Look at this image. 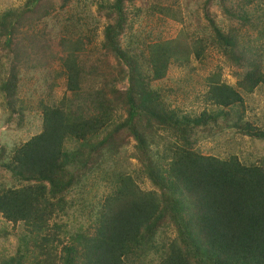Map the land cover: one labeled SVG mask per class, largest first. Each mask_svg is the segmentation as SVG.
Segmentation results:
<instances>
[{
  "label": "trees",
  "instance_id": "16d2710c",
  "mask_svg": "<svg viewBox=\"0 0 264 264\" xmlns=\"http://www.w3.org/2000/svg\"><path fill=\"white\" fill-rule=\"evenodd\" d=\"M71 1L24 0L0 12V105L5 120L13 116L8 123L19 125L31 109V93L19 97L20 78L47 74L35 105L40 131L8 151L0 147V233L21 228L14 254L0 251V264H264V165L198 148L227 126L226 109L243 108L241 92L264 85V0H198L199 35L182 26L176 38L152 42L133 34L136 0H100L107 22L98 53L87 49L97 26L82 35L54 15ZM151 8L179 21L170 8ZM213 8L236 27H218ZM209 47L235 69L236 86L220 81L218 67L206 78V106L187 111L176 105V90L153 84L173 65L202 61ZM63 75L65 93L55 100L53 80ZM234 114L231 127L264 142L263 130L243 122V109ZM91 173L109 191L88 223L79 219L69 231L60 217L85 209L68 195ZM146 181L150 188H141Z\"/></svg>",
  "mask_w": 264,
  "mask_h": 264
},
{
  "label": "rangeland",
  "instance_id": "374dc122",
  "mask_svg": "<svg viewBox=\"0 0 264 264\" xmlns=\"http://www.w3.org/2000/svg\"><path fill=\"white\" fill-rule=\"evenodd\" d=\"M100 0H93L91 4L87 6L83 1L77 3L76 0L71 1L70 5L63 11H56L55 16L60 23L69 24L76 30H80L82 35H85L87 29L90 31L97 26L96 37L93 42L87 47L92 52H97L102 42V30L107 20L103 12H99L98 3ZM24 0H0V12L7 8L19 7L23 4ZM198 3V0H136L133 4L134 7H130L129 20L132 24L133 34L141 35V38H146L148 41H156L158 39H172L178 36L181 27H186L189 31L199 35L202 32L204 25L202 12L200 9L195 10L194 5ZM156 5V8L167 7L170 8L172 14L179 18V21L165 17L162 12L151 8ZM193 7V9H192ZM212 12L217 13V17L213 20L223 31L227 32L229 28H235L237 24L231 25L226 19L213 8ZM174 17V16H173ZM66 19H72L70 22H66ZM79 19L80 25L76 23ZM53 19H49V23ZM63 26V24H62ZM39 28V27H38ZM212 34V33H211ZM149 42V43H150ZM264 44V35L262 38ZM59 45L55 40V46L53 50L59 51ZM264 49V46L262 47ZM263 63L261 64V70L264 72V52L261 50ZM94 56V55H92ZM220 68V81L224 82L232 87L236 86L237 77L234 73L235 69L229 66L221 53L218 50H214L209 47L205 58L202 61H196L192 59L191 64L188 67H178L176 65L171 66L168 69L167 76L153 84L154 86L160 85L164 88H170L174 92L176 90L177 103L187 111L200 112L206 104L201 100L202 94L207 90L206 78L217 71ZM55 69L61 71L58 65H55ZM49 72L50 68L48 69ZM238 73L240 70L237 71ZM29 79L27 76L20 78V93L19 97L24 98L27 93H31L32 97L29 100L31 109L25 113L22 122L19 125L15 122L8 121L13 117H9L5 120L3 115V108L0 105V147L10 150L14 145L26 141L31 136L37 134L40 131L41 116L39 110L35 109L38 98L41 96L40 90H43L42 77H47L45 70L34 71ZM42 76V77H41ZM52 79L49 80L51 82ZM55 86L52 90V95L55 100L62 98L65 93V78L64 75L56 80H53ZM237 91H239L237 89ZM240 92V91H239ZM243 108L234 107L233 111L226 109L229 119H227V126H223V121L219 119V124L222 125V129L215 132L209 138L203 139L198 148L204 155H217L219 157H227L229 154H236L242 162H255L264 165V142L261 140L253 139L248 136L238 133L240 128L231 127L230 124L235 122L237 115L234 114L235 110L243 109L244 114L242 116L243 122H249L251 125L256 126L258 129L264 132V85H259L250 94L243 92ZM172 99H176L172 97ZM2 101L0 97V102ZM1 104V103H0ZM211 110L216 111L214 106L210 107ZM241 121V123H243ZM238 129V130H237ZM132 144L134 143L131 141ZM133 151L131 144L127 147L126 154L130 155ZM128 163L131 166H138L137 160L128 157ZM257 163V164H258ZM93 175V176H91ZM87 185L76 188L68 195V199H75L77 206L85 209L84 213L80 215V211L76 210V207L69 210L67 216L60 217L59 223L65 225L69 231H74L79 219L86 220V214L88 211L96 210L99 205V201L104 196L109 188L106 182L98 181L95 174H90L86 177ZM6 182V179L4 178ZM141 188L149 189V182H138ZM74 192V193H73ZM76 206V205H75ZM2 219L0 218V227L2 226ZM54 223L50 222V226ZM8 231L11 230L7 236L0 233V251L5 250V254H14L18 240L17 236L21 234V228L15 227L11 229L9 225ZM169 234V232H168Z\"/></svg>",
  "mask_w": 264,
  "mask_h": 264
}]
</instances>
